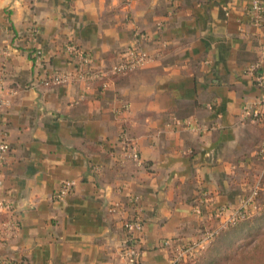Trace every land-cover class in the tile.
<instances>
[{"label": "crops", "instance_id": "crops-1", "mask_svg": "<svg viewBox=\"0 0 264 264\" xmlns=\"http://www.w3.org/2000/svg\"><path fill=\"white\" fill-rule=\"evenodd\" d=\"M253 1L0 0L1 196L14 211L3 222L19 225L0 231L1 264H124L132 199L139 264H173L167 243L264 212V122L243 116L264 96L248 72L260 60L264 72ZM70 45L89 55L85 73ZM134 45L145 66L92 76ZM56 73L68 80L48 84ZM128 139L140 163L124 158ZM65 182L74 192L59 200Z\"/></svg>", "mask_w": 264, "mask_h": 264}, {"label": "built area", "instance_id": "built-area-1", "mask_svg": "<svg viewBox=\"0 0 264 264\" xmlns=\"http://www.w3.org/2000/svg\"><path fill=\"white\" fill-rule=\"evenodd\" d=\"M250 15L254 21L256 26H259L262 22V17L264 14V5L258 1L254 0L250 7ZM70 53L75 57L78 61H80L81 71L83 68H87L90 63L89 55L84 53L81 49L76 48L73 45L68 47ZM150 60V56L148 53L143 51L140 46L134 45L127 48L126 52L122 54L119 58V62L110 68L109 72L101 71L99 73H95L92 75L94 78L101 79L108 75H122L127 74L129 72L135 71L137 69L145 66ZM261 60L248 68V72L256 73L257 75V85L264 90V72L261 70L262 64ZM79 68V67H78ZM87 70V69H85ZM85 70L82 73H85ZM66 80H68V76L63 73H56L50 76L47 80L48 84H62ZM7 101H3L2 105H6ZM264 96L260 105L246 108L243 116L246 120L252 123H258L261 117L264 115ZM124 158L131 160L135 163H140L141 156L139 151L134 143H132L129 139L124 140ZM11 148L7 141V134L5 132L1 133L0 137V169L3 168L7 164L8 155L10 154ZM260 154L264 157V146L260 150ZM4 180L0 177V231L3 240H6L8 237V232L15 233L19 230L18 223L14 221H10L8 223L3 222V218L10 215H13V201L8 199H3L1 196V189L3 186ZM75 183L74 182H65L63 183L58 191L57 198L59 200H64L69 197L74 192ZM258 189L256 188L253 191V195L249 199V202L255 203V199L258 194ZM132 203L134 204V215L124 222V228L127 233V242L120 248L119 257L123 261L124 264H139L141 260V256L143 253V238L142 232L144 229V219L142 216V209L138 206V200L132 199ZM204 203L203 199L197 201L194 204L193 210L197 215L202 214V204ZM217 216H221L222 212L219 211ZM240 216L234 215L229 218L226 222L222 224V226L218 229L206 228L200 233V237L198 240L192 244H171L167 243V247L169 249L170 254L172 255L173 264H178L183 259H191L195 258L197 254L204 251L207 246L213 241L215 236L218 234L220 230L226 228L228 225L235 223ZM1 264V263H0Z\"/></svg>", "mask_w": 264, "mask_h": 264}, {"label": "rangeland", "instance_id": "rangeland-1", "mask_svg": "<svg viewBox=\"0 0 264 264\" xmlns=\"http://www.w3.org/2000/svg\"><path fill=\"white\" fill-rule=\"evenodd\" d=\"M200 254L188 264H264V212L229 228Z\"/></svg>", "mask_w": 264, "mask_h": 264}, {"label": "trees", "instance_id": "trees-1", "mask_svg": "<svg viewBox=\"0 0 264 264\" xmlns=\"http://www.w3.org/2000/svg\"><path fill=\"white\" fill-rule=\"evenodd\" d=\"M88 74H90L91 72L90 71H88L87 72ZM264 122V115L261 117V119H260V121L258 122V123H263ZM141 162V161H140ZM239 219H240V217H239ZM239 219L235 222V223H233V224H230V225H228L226 228H223L222 230H220L219 232H218V234L215 236V238L213 239V241L207 246V248H206V250L210 247V245L215 241V240H217L218 239V237L220 236V235H222L226 230H228L229 228H231V227H235V226H237V225H240L241 223H244V222H246L247 220H249V219H247V220H241V221H239ZM212 229H215V228H212ZM205 250V251H206ZM205 251H202L201 252V254L200 255H202ZM189 260H191V259H183L182 260V262H179V264H188L190 261Z\"/></svg>", "mask_w": 264, "mask_h": 264}]
</instances>
